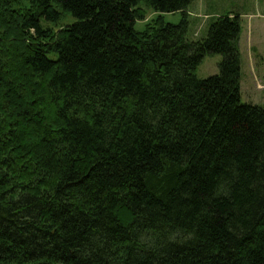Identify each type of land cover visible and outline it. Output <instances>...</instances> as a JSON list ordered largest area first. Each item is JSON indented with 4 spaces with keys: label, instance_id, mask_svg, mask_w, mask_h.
Instances as JSON below:
<instances>
[{
    "label": "trees",
    "instance_id": "trees-1",
    "mask_svg": "<svg viewBox=\"0 0 264 264\" xmlns=\"http://www.w3.org/2000/svg\"><path fill=\"white\" fill-rule=\"evenodd\" d=\"M195 1L0 0V264H264L240 15L190 42Z\"/></svg>",
    "mask_w": 264,
    "mask_h": 264
},
{
    "label": "rangeland",
    "instance_id": "rangeland-1",
    "mask_svg": "<svg viewBox=\"0 0 264 264\" xmlns=\"http://www.w3.org/2000/svg\"><path fill=\"white\" fill-rule=\"evenodd\" d=\"M147 12V18L145 21H139L135 24V31L144 32L148 25H152L154 21L162 18L165 24L178 25L182 21V14H160L155 13L148 9L145 4L141 5ZM190 9L195 14L189 18V27L187 40L190 42L203 41L208 38V33L212 23H215V19L226 15L228 13H234L240 15L241 19V35L239 40L240 58H241V99L243 104H249L259 107H264V90L261 91L258 85L264 83V57L256 61L257 73H252V63L250 59V53L248 49L249 32L251 28L249 26V20L245 17L248 13H253L255 9L264 11V0H196L190 6ZM203 14V19H199L196 15ZM214 15V18L209 17ZM211 19V20H210ZM75 19H70L68 25H73ZM202 22L204 25H202ZM223 61V57L218 55L206 56L197 70V76L200 80H207L211 77L220 74V65Z\"/></svg>",
    "mask_w": 264,
    "mask_h": 264
},
{
    "label": "crops",
    "instance_id": "crops-1",
    "mask_svg": "<svg viewBox=\"0 0 264 264\" xmlns=\"http://www.w3.org/2000/svg\"><path fill=\"white\" fill-rule=\"evenodd\" d=\"M195 13L191 11L190 7L187 11V15L191 18ZM199 19H203V14L200 10V13L196 15ZM213 16V17H212ZM209 17L214 18V15H209ZM248 18L249 26L251 31L249 32L250 41H248V49L250 53V59L252 63V73L256 74V61L264 57V11L260 9H255L253 13H248L245 15ZM211 20V19H210ZM202 23V22H200ZM202 25H204L202 23ZM258 88L263 91L264 83L258 85Z\"/></svg>",
    "mask_w": 264,
    "mask_h": 264
}]
</instances>
